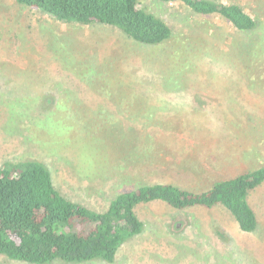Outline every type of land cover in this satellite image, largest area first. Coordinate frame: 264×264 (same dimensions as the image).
<instances>
[{
    "label": "rangeland",
    "instance_id": "374dc122",
    "mask_svg": "<svg viewBox=\"0 0 264 264\" xmlns=\"http://www.w3.org/2000/svg\"><path fill=\"white\" fill-rule=\"evenodd\" d=\"M212 1L239 4L257 28L144 0L172 37L142 46L0 0V166L42 162L60 194L98 213L141 185L199 191L264 166V0ZM248 203L249 234L222 207L138 206L143 231L111 264H264V184Z\"/></svg>",
    "mask_w": 264,
    "mask_h": 264
},
{
    "label": "trees",
    "instance_id": "16d2710c",
    "mask_svg": "<svg viewBox=\"0 0 264 264\" xmlns=\"http://www.w3.org/2000/svg\"><path fill=\"white\" fill-rule=\"evenodd\" d=\"M144 0H15L62 23L101 24L142 46H159L172 37L168 23L146 8ZM178 3L192 14L223 19L238 33H250L257 21L237 3L212 0H151ZM264 184V166L235 177L214 180L204 190L173 184L141 185L115 195L107 209L94 212L66 199L39 161L0 166V257L27 264L62 262L113 263L121 247L140 235L143 223L136 208L160 202L175 210L224 208L242 233L257 230L248 203L250 192Z\"/></svg>",
    "mask_w": 264,
    "mask_h": 264
}]
</instances>
